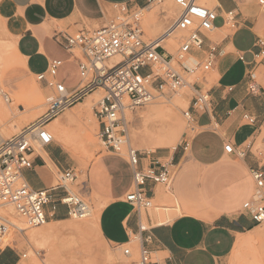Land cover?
I'll use <instances>...</instances> for the list:
<instances>
[{
  "label": "crops",
  "instance_id": "crops-1",
  "mask_svg": "<svg viewBox=\"0 0 264 264\" xmlns=\"http://www.w3.org/2000/svg\"><path fill=\"white\" fill-rule=\"evenodd\" d=\"M216 2L219 22L215 30L227 28L221 17L225 11L234 10L239 25L235 30L228 28L231 33L216 41L217 61L197 81L208 91L211 105L208 113L192 112L198 131L191 139L190 154L178 147L152 151L141 158L142 165L155 159L172 161L178 169L172 189L179 204L195 212L183 213L170 222H155L145 211L143 219L142 212L136 213L123 200L132 181L126 159L112 153L100 154L88 166L86 180L77 185L79 193H94L97 206L103 205L98 213L96 239L82 237L65 205L57 203L55 210L48 206L47 220L40 230L48 240V248L38 250L46 264H137L139 246L147 248L160 264H227L238 235L259 233L261 224L251 220L242 205L254 190L250 169H264V149H254L264 125V56H255L256 39L264 36V5L244 0ZM116 3L143 7L147 0H0V40L13 44L23 62L16 69L29 75L45 71L51 59L62 60L55 79L73 88L80 79L77 63L54 35L96 29L94 25L99 28ZM209 34L206 43L213 40ZM193 54L192 59L201 57L200 52ZM65 65L61 79L59 71ZM41 83L46 88V82ZM251 83L257 86L254 92L249 89ZM245 113L257 116L258 121L246 122ZM228 142L234 147L231 153L224 150ZM42 149L44 155L34 149L33 166L22 171L31 187L48 188L57 173L66 169L74 171L77 181L76 168L61 145L52 142ZM240 150L243 156H239ZM159 187L147 185L152 200L157 198ZM61 194L57 192L54 199ZM16 245L0 248V264H27V259L19 258L25 249ZM126 245L131 246V255L123 254Z\"/></svg>",
  "mask_w": 264,
  "mask_h": 264
},
{
  "label": "built area",
  "instance_id": "built-area-1",
  "mask_svg": "<svg viewBox=\"0 0 264 264\" xmlns=\"http://www.w3.org/2000/svg\"><path fill=\"white\" fill-rule=\"evenodd\" d=\"M162 1L147 0L143 7L116 3L111 16L99 28H82L73 34L60 32L54 35L70 58L76 61L80 79L75 87H66L55 79L62 60H49L47 69L35 75L38 82L45 81L47 84L45 112L10 137L0 134V248L8 231L22 234L25 230L12 218L23 221L27 227H39L46 223V208L50 206L55 210L57 203L66 206L70 218L83 219L90 215V204L80 193L68 189L76 178L72 169L58 172L55 182L44 189L31 187L23 178L22 171L33 166L31 154L34 144L44 147L53 142L52 133L46 128L49 121L98 89L102 90V96L94 103L92 111L99 139L109 153L123 156L132 171L131 186L123 195V200L140 213L152 206V197L147 191L149 183L167 190L171 188L175 165L172 161L158 159L147 165L141 164L142 156H147L150 151L142 153L130 143L125 112L133 111L157 97L177 93L186 83L184 75L201 74L202 77L212 70L218 58V43L210 39L206 43L205 40L207 33L217 29L215 22L219 14L216 8L208 7L201 0H173L176 14L171 22L157 38L146 40L141 28L143 12ZM258 2L264 5V0ZM221 17L223 26L233 30L238 27L234 10L225 11ZM182 32L186 35L181 38L175 55L160 44L165 37ZM255 45L258 47L255 56L263 57L264 36H258ZM195 52H200L201 57L195 58V62L189 65L187 60ZM197 81L191 83L192 97L189 107L183 111L188 129L184 139L173 150L178 147L183 152L189 150L193 137L189 132L196 130L192 112L208 113L210 110L209 93L198 86ZM249 89L256 91V84L251 83ZM0 97L10 101L9 95L1 89ZM243 119L251 124L258 121L257 116L248 113L243 114ZM261 122H264V109ZM233 149L229 142L224 145L228 153ZM238 154L243 156L244 151L240 150ZM249 173L254 190L242 209L251 220L261 223L264 220V169L251 168ZM59 191L63 194L54 199ZM15 245L16 241H12V246ZM131 250V246L126 245L122 252L131 255ZM32 253L40 264H46L40 251L32 250ZM28 257L26 250L19 254L21 259ZM137 264L160 263L154 261L147 248L139 246Z\"/></svg>",
  "mask_w": 264,
  "mask_h": 264
},
{
  "label": "rangeland",
  "instance_id": "rangeland-1",
  "mask_svg": "<svg viewBox=\"0 0 264 264\" xmlns=\"http://www.w3.org/2000/svg\"><path fill=\"white\" fill-rule=\"evenodd\" d=\"M244 1L246 3L252 1L256 3V1L258 0H244ZM201 2L205 3L204 0H201ZM243 9H245V6H243ZM148 10L152 12L153 17L155 20H157V22L160 23L163 22V27L161 29H153V27L150 26V24L148 23L150 21V19L148 18ZM175 14H176V6L173 0H163L159 4L153 5L150 9L144 10L141 20V28L144 32V39L148 40V39L157 38L166 28V26L171 22V18L174 17ZM167 15L168 16L170 15V17H167ZM218 22L219 21H216L215 24H218ZM97 27L98 25L92 26V28H97ZM228 33H231V31L228 28H225L221 31L214 30L213 32H210L209 36L211 39L218 42L221 39V37H223ZM185 35H186L185 32L176 34L175 35L176 38L174 39V41L171 42V45L166 46L167 47L166 49L170 53L175 55L179 47V42L181 38ZM11 45L13 47V44L11 42L0 40V54L4 50H8L7 52L9 53V60L12 63H14L11 66H6L4 64L5 62L0 63V89L6 92L10 98V101L6 102L0 97V134L3 137H10L18 133L23 127L27 126L28 124L36 120L38 117H40L47 108L46 100H45L47 95L46 88L42 85V83L36 80L35 75H29L26 72L16 69V67L18 66L19 57H17V52L12 51ZM65 67L66 65L62 66L59 71V78L61 79H62V75H61L62 69ZM177 69L180 70L179 67H177ZM184 76L186 83L183 87H181L178 90L177 93H172L157 97L150 103L136 107L133 111L130 112L127 111V113L128 112L130 113L128 117L126 114V119L128 121V137L130 143L134 148L138 149L141 152L144 151L152 152V151H158L159 149L173 150L172 146L169 143H167L169 139L170 138L172 139L174 137L173 135H175L174 137L175 147L184 139L185 132L187 131L188 128H187V120L183 116V111L188 108L189 105L188 101H190V96L192 95V91L190 89L191 83H193L196 80H200L201 74L184 75ZM34 87H37V91L41 93V97H42L41 104L34 105V103L31 102L30 100V92L28 93V91ZM182 88L183 89L186 88V90L183 91ZM180 95L183 96L184 100L179 104H177L176 106H173V104L171 103L175 102ZM100 97L101 94L97 97L95 102ZM80 103H83V101H81ZM80 103H77L75 106L65 110L63 113L58 115L56 117L57 120H55L54 122H53L54 119L49 121V124L46 126V128L49 131L55 130V127H57L58 124L57 122L63 121L61 120L63 116L69 113L75 114L78 108L82 107ZM94 103H92L91 107L88 109L83 107L84 112L80 116H76V117L74 116L70 121L71 123L65 122L66 125L64 124V128L70 134L77 135V134H83L85 131L86 132L90 131L92 138L91 144L82 145L78 142H73V141L63 142L57 136L56 132H54L55 134L53 137L54 139L53 143L61 145L66 150L69 157V161L76 168L75 172L79 177L77 181H73L68 185V189L76 194H79L80 192L77 185L86 180V171L88 169V166L91 164V162L95 160V158L98 155L100 154L104 155L109 153L102 145L99 139L97 121L92 111ZM182 103H185L186 105ZM171 107L173 108L172 117L167 118V121L169 122L170 120L169 123L172 125V128H167L165 132L161 134L160 133L147 134L145 132L143 125L140 124L143 123V119L141 115L145 114L146 112H149L151 109H154L158 111V114L155 116H151L150 117L151 121L161 122L164 120L162 114L163 111L166 112L167 109H170ZM88 119H90L91 122L87 123ZM12 122L16 123L17 125L16 129L11 127L10 124H12ZM90 123H92V125H90ZM90 127L91 130H89ZM172 130L176 132L175 133L171 132ZM196 131H198V129H196L195 132H191V133L189 132V135L193 136L196 133ZM146 143L149 146H147ZM34 148L37 151L38 148H40V146L38 144H34ZM260 148L264 149V125L262 126L261 130H259L258 137L254 145V149L258 150ZM186 154H190V150H187ZM177 170L178 169L174 167L175 176ZM173 183L169 190H172ZM169 190L163 187H159L157 198L152 200V206L146 211L154 218L155 222L159 221L158 218L160 215L164 214L166 211H174L175 209L174 207H176V202L170 198ZM81 195L83 199L90 204L91 213L86 218L83 219L71 218L70 221L77 225L78 230L82 231L80 232L82 237L89 239L90 238L96 239L95 225H93L95 212L97 209V204L94 201L95 194L88 193V191H85ZM144 215H145V211H142L143 219H144ZM12 219H14V221L17 222L19 225L23 226L25 230L23 231V234H19L15 230L8 231L3 239V243L1 244V247L5 245L12 246V241H16L17 244L16 247L28 251L29 257L26 262L27 264H40V261L33 255L32 249L39 250V249L48 248V240H46V238H44L43 236V233L40 232L43 225L32 228V227H27V225L19 219H15V218ZM143 224L145 226L147 225L145 220L143 221ZM260 224L262 228L260 229L257 235L255 236H251L249 234L243 235L244 237L248 238V242H246L243 245L235 246L234 252L229 258L227 264H264V220ZM33 237H36V239L33 240ZM69 243L71 242L69 241ZM46 262L49 263L48 260Z\"/></svg>",
  "mask_w": 264,
  "mask_h": 264
},
{
  "label": "bare ground",
  "instance_id": "bare-ground-1",
  "mask_svg": "<svg viewBox=\"0 0 264 264\" xmlns=\"http://www.w3.org/2000/svg\"><path fill=\"white\" fill-rule=\"evenodd\" d=\"M205 1V4L208 6V7H214V5H216L217 4V2H216V0H204ZM154 13V12H153ZM146 17V16H145ZM167 17H170V15L168 16L167 15ZM148 18L150 19V21L148 22L149 24H150V26H152L153 27V29H161L162 27H163V22H157V20H155L154 19V17H153V15H152V12L150 11V10H148ZM155 18H156V16H155ZM173 18V17H172ZM171 18V19H172ZM148 20V19H147ZM146 21V20H145ZM145 23V22H144ZM146 25V24H145ZM176 37H175V35H173V36H171V35H169V36H167V37H165L163 40H161L160 41V44H162V46H164L165 48H167L166 46H169V45H171V42L172 41H174V39H175ZM22 41V40H21ZM11 47H12V45H11ZM8 50H4L1 54H0V63L1 62H5L4 64L6 65V66H11L12 64H14V63H12L10 60H9V53L7 52ZM12 51L13 52H17V50L15 49V47L13 46L12 47ZM195 62V60L194 59H192V58H189L188 60H187V63L189 64V65H192L193 63ZM18 63L20 64V63H22L23 64V62H22V60H21V58H19L18 59ZM36 65V64H35ZM5 67V66H4ZM191 83V82H190ZM34 86V85H33ZM183 89V88H182ZM181 89V90H182ZM191 89V88H190ZM181 90H180V92H181ZM184 90H186V88H184L183 89V91ZM184 93V92H183ZM101 94V96H102V90L101 89H98V90H96V91H94L93 93H91V94H89L86 98H85V100L83 101V103H80L81 105H82V107L81 108H78V110H77V112L75 113V114H66L64 117H65V120H63V121H60V122H57L58 124H57V127H55V130H53V131H50L51 133H52V136L54 137V132H56V134H57V136L60 138V140L61 141H63V142H69V141H73V142H78V143H80V144H82V145H87V144H91L92 143V138H91V133H90V131L89 132H86L85 130H83V131H85L83 134H70V133H68V131L64 128V124L66 125V123L65 122H70L71 120H72V118L75 116H80L83 112H84V109H83V107H85V108H90L91 107V105H92V103H94L95 102V100L97 99V97L99 96ZM188 94V93H187ZM190 94V93H189ZM101 98V97H100ZM99 98V99H100ZM44 99V98H43ZM191 99V98H190ZM30 100H31V102H33L34 103V105L35 104H41V101H42V97H41V93L40 92H38L37 91V87H34V88H32L31 90H30ZM184 99H183V96L182 95H180L177 99H176V101L175 102H173V103H171V104H173V106H176L177 104H179L180 102H182ZM189 102V101H188ZM31 104V103H30ZM182 104H185V103H182ZM189 104V103H188ZM187 104V105H188ZM186 105V104H185ZM171 106V105H170ZM169 106V107H170ZM179 107H180V105H179ZM183 107V106H182ZM162 108V107H161ZM164 108V107H163ZM184 108H185V106H184ZM187 108V107H186ZM151 109V108H150ZM172 107L170 108V109H167V111L166 112H164L163 111V117H164V120L163 121H161V122H155V121H151V116H155V115H157L158 114V111H156V110H154V109H151L149 112H146L145 114H143V115H141V117H142V119H143V123H140V124H142L143 125V127H144V129H145V132L147 133V134H161V133H163V132H165V130L167 129V128H172V125L169 123L170 122V120H169V122L167 121V118H171L172 117ZM23 110V109H22ZM147 111V110H146ZM88 112V111H87ZM90 112V111H89ZM125 114H127V117L130 115V113L128 112L127 113V111L125 112ZM55 120H57L56 118L53 120V122L55 121ZM89 122H91L90 121V119H88L87 120V123H89ZM56 123V122H55ZM71 123V122H70ZM11 125V127H13L14 129H16V127H17V125H16V123L15 122H12V124H10ZM90 125H92V123H90ZM84 126V125H83ZM85 126H86V124H85ZM89 126V125H88ZM87 129V128H86ZM177 129V128H176ZM89 130H91V127H90V129ZM138 132V131H137ZM171 132H174L173 130L171 131ZM176 132V131H175ZM174 132V133H175ZM136 133V132H135ZM170 133V132H169ZM173 133V134H174ZM140 135V134H139ZM142 135V134H141ZM133 136V135H132ZM169 136H170V134H169ZM174 137H175V135H173ZM172 136V137H173ZM168 137V136H167ZM174 137L171 139L170 137V139H169V141L167 142V143H169L171 146H172V148H174L175 147V139H174ZM161 140H163V139H161ZM167 141V140H166ZM162 142V141H161ZM147 144V143H146ZM74 145V144H73ZM169 145V146H170ZM147 146H149L148 144H147ZM69 147V146H68ZM166 147H168V146H166ZM37 151H39V152H41L43 155H44V150L42 149V147L40 146V148H38V150ZM169 193H170V198L172 199V200H174L175 202H176V207H174L175 209H174V211H166L164 214H162V215H160L159 216V221L160 222H170V221H172L174 218H176V217H178V216H180V215H182L183 213H194L195 211L191 208H188V207H185V206H182V205H180L179 204V202H178V198H177V196H176V194H175V192H174V190L172 189V190H169ZM166 197V196H165ZM169 198V199H170ZM97 205H98V203H97ZM101 206H103L102 204L98 207L97 206V209H96V212H95V218H94V221H93V225H95V229L98 227V213H99V210H100V208H101ZM156 206V205H155ZM166 207V206H165ZM157 209V208H156ZM168 209V208H167ZM92 222V221H91ZM80 225V224H79ZM93 227V226H92ZM94 229V228H93ZM97 230V229H96ZM262 231V230H261ZM23 234V233H22ZM30 235V234H29ZM35 235H36V233H35ZM238 238H237V241H236V244H235V246H239V245H243V244H245L246 242H248V238H246V237H244L243 235H238L237 236ZM104 238V237H103ZM27 239V238H26ZM36 239V237H33V240H35ZM37 239H38V237H37ZM28 240V239H27ZM27 240H26V242H27ZM134 240V239H133ZM250 240V239H249ZM65 248H67V247H65ZM62 249V248H61ZM65 251V250H64ZM67 251V250H66Z\"/></svg>",
  "mask_w": 264,
  "mask_h": 264
}]
</instances>
